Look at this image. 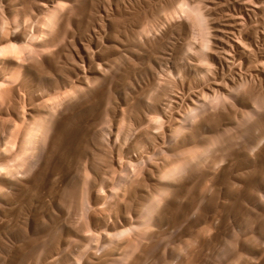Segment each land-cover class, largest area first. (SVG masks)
I'll return each instance as SVG.
<instances>
[{
	"label": "rangeland",
	"instance_id": "obj_1",
	"mask_svg": "<svg viewBox=\"0 0 264 264\" xmlns=\"http://www.w3.org/2000/svg\"><path fill=\"white\" fill-rule=\"evenodd\" d=\"M10 44L0 264H264V0H0Z\"/></svg>",
	"mask_w": 264,
	"mask_h": 264
},
{
	"label": "bare ground",
	"instance_id": "obj_2",
	"mask_svg": "<svg viewBox=\"0 0 264 264\" xmlns=\"http://www.w3.org/2000/svg\"><path fill=\"white\" fill-rule=\"evenodd\" d=\"M186 4V3H185ZM188 4V3H187ZM186 4V5H187ZM186 5H182V7H181V9H180V11H182V12H184L185 14L188 12L189 14H190V18L193 20V18H194V21L193 22H195V25L197 24V30H199V36H201L200 37V39H202L203 41L202 42H204V45H206V36H208V35H206V28H205V25H204V19H203V17L201 16V13H199V11H196L197 9L196 8H194V7H192L191 8V6L189 7L188 5V7H186ZM184 6H185V8H184ZM183 8V9H182ZM194 8V9H193ZM196 9V10H195ZM189 14H187V15H189ZM55 16H56V8H54V9H52V10H50V12H49V15H48V21L47 22H44V23H46V24H44L45 25V27L47 26V23H50V22H52L53 20H54V18H55ZM47 19V18H46ZM20 29V28H19ZM44 30V29H43ZM21 31V30H20ZM42 32V31H41ZM198 32V31H197ZM44 33V32H43ZM198 37V36H197ZM208 38V37H207ZM209 43V42H208ZM207 43V44H208ZM1 49V48H0ZM35 52V50L32 48V46H26L25 48H18V47H16V46H13V45H11L10 44V46H7V47H3L1 50H0V55L1 56H4V55H6V54H10V53H15V54H17V55H20V56H22V55H27V54H29L30 55V53L32 54V53H34ZM28 56V55H27ZM31 56V55H30ZM24 58H25V56H24ZM23 58V59H24ZM0 86H1V84H0ZM12 85H10L9 87H7V89L8 88H10ZM2 88H4V89H6L5 87H1V91H2ZM0 91V92H1ZM217 98L218 97H216V99H214V100H217ZM219 99V98H218ZM0 104H3L4 105V103L2 102V100L0 99ZM62 101V100H61ZM209 101V100H208ZM208 101L206 102V104L208 103ZM218 101V100H217ZM60 102V101H59ZM58 102V103H59ZM211 102H213V104H214V101H213V99H212V101ZM211 102L209 103V104H211ZM198 103V102H197ZM201 103V102H200ZM212 105V104H211ZM210 105V106H211ZM5 106V105H4ZM60 106V105H59ZM198 106H199V108L200 109H203L204 108V104L202 103V104H198ZM55 108V107H54ZM197 111H200V110H195V112H197ZM202 112V111H201ZM26 113V112H25ZM193 113H194V111H193ZM190 114V113H189ZM188 114V115H189ZM195 114V113H194ZM192 115V114H191ZM25 116V115H24ZM196 116V115H195ZM249 117H250V115H249ZM191 119H192V117H190V115H189V117L188 118H186V120H185V122L186 123H188V122H190L191 121ZM4 120H6V119H4ZM8 120V119H7ZM24 121H26V119L24 120ZM8 122V121H7ZM4 123H6V122H4ZM183 123V122H182ZM18 124V123H17ZM24 124V123H23ZM19 125V124H18ZM17 127V126H16ZM18 129H19V127H18ZM22 129V128H21ZM21 129L19 130V131H21ZM17 130V129H16ZM14 132H16V131H14ZM47 133H48V123H47V121H38V122H35V123H32V124H29L28 126H27V128L25 129V131H24V133H23V140H22V143H21V148H20V151L18 152V154L16 155V158H15V160H14V163H12V162H10L11 163V166H8V167H6V168H4L3 167V169H5V172H7V170L9 171V172H12L14 169H26V168H28V170H30V169H33V168H35V166L38 164V162L40 161V159H41V155H42V153H43V150H44V146H45V143H46V138H47ZM20 134L21 133H19V137H20ZM12 135H13V133H12ZM16 136V135H15ZM14 138H12V140H13ZM11 140V142H12V145H10V146H12V147H15V145H13V144H15L13 141ZM18 141V140H17ZM17 141H16V143H17ZM8 145L9 144H11L10 142L9 143H7ZM17 145V144H16ZM9 146V147H10ZM72 147V146H71ZM7 149H8V147H6ZM11 148V147H10ZM9 148V149H10ZM1 149V148H0ZM7 149H6V151H7ZM16 149H14V151H15ZM8 152H9V150H8ZM7 152V153H8ZM10 152H11V150H10ZM10 152H9V155H10ZM145 162V161H144ZM145 163H147V162H145ZM141 164H143V163H141ZM130 165H132V164H130ZM134 165H136V164H134ZM129 166V165H128ZM133 166V165H132ZM140 166V165H139ZM131 167V166H130ZM2 168V167H1ZM14 168V169H13ZM128 168V167H127ZM11 169H12V171H11ZM131 169V168H130ZM134 169V168H133ZM176 169H174V171H175ZM118 171V170H117ZM125 171V170H124ZM170 172H173V170H171ZM169 172V174L168 175H166V177H168V176H171V173ZM175 172H177V171H175ZM122 173V172H121ZM120 173V174H121ZM130 173V172H129ZM124 174V173H123ZM123 174H121V176H119L117 179H118V181H119V183L121 184V183H124L128 178H127V170H126V173L123 175ZM118 175H119V172H118ZM165 176V175H164ZM117 177V176H116ZM89 178V177H88ZM87 180H89V179H87ZM86 182H88V181H86ZM118 183V182H117ZM126 183V182H125ZM89 184V183H88ZM120 184H118V185H120ZM126 185V184H125ZM122 186V185H121ZM118 188V187H117ZM116 192V191H115ZM85 205V204H84ZM85 206H87V205H85ZM87 208V207H86ZM85 208V209H86ZM88 211H89V209H88ZM93 211V210H92ZM148 209H146V213H145V215L144 216H142V218H143V220H144V222H147L148 221V218H149V215H148ZM125 233V232H124ZM91 236V235H90ZM96 236V235H95ZM91 247V246H90ZM88 249H90V248H88ZM87 249V250H88ZM82 262V261H81ZM78 263V262H77Z\"/></svg>",
	"mask_w": 264,
	"mask_h": 264
}]
</instances>
